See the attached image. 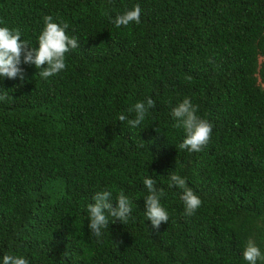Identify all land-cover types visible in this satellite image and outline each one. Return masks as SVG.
Segmentation results:
<instances>
[{"label": "trees", "instance_id": "16d2710c", "mask_svg": "<svg viewBox=\"0 0 264 264\" xmlns=\"http://www.w3.org/2000/svg\"><path fill=\"white\" fill-rule=\"evenodd\" d=\"M136 5L140 23H112ZM49 15L79 43L66 68L44 79L22 54L24 80L0 79V264H248L249 240L264 254V0H0V27L30 47ZM146 98L140 126L117 120ZM185 98L212 125L199 152L178 148ZM171 172L202 201L191 216ZM146 177L163 191L158 229ZM104 190L132 211L94 237Z\"/></svg>", "mask_w": 264, "mask_h": 264}, {"label": "clouds", "instance_id": "9594fccd", "mask_svg": "<svg viewBox=\"0 0 264 264\" xmlns=\"http://www.w3.org/2000/svg\"><path fill=\"white\" fill-rule=\"evenodd\" d=\"M141 8L139 5L134 6L131 10L125 11L121 15H117L112 23L117 27L128 26L135 22L140 23ZM45 27L38 37V47H30L29 43L21 39V33L18 29H10L7 26L0 27V79L7 78L15 80L19 78L24 80V70L19 67L21 64V56L23 54V62L25 64H34L37 69L43 68L38 75L47 79L55 74L60 73L66 68L65 54L71 49L79 47L76 37H69L66 34L68 25L65 23L61 26L53 22L52 16H45ZM211 62V61H209ZM4 95H0V100L5 99ZM155 106V102L151 98L144 101H137L129 112L135 113L134 119H129L125 114L121 113L117 120L127 123L131 127H138L145 120L149 109ZM197 108L188 98L173 107L171 116L175 119L174 127L183 129L185 138L178 145L180 150H188L190 152H199L208 143L212 125L205 119L197 116ZM157 131L158 130L157 128ZM170 186L181 189L180 199L184 203L185 215L191 216L201 206V199L191 190L186 188V181L183 177L175 172L170 173ZM156 181L150 177L143 180L149 195L144 198L145 213L147 220L151 221L154 228H159L162 222H168V214L160 204V197L163 195L162 190L155 187ZM112 193L108 190L96 192L92 201L88 205V228L91 236L101 237L102 230L108 228L109 219L113 218L112 223L117 220L123 224L127 222L132 211L129 198L121 192L116 201L117 205L113 207ZM242 257L248 264H257L258 260H264V254L258 246L251 240L248 241L246 247L242 251ZM2 264H29V261L23 256H15L5 254L2 256Z\"/></svg>", "mask_w": 264, "mask_h": 264}]
</instances>
